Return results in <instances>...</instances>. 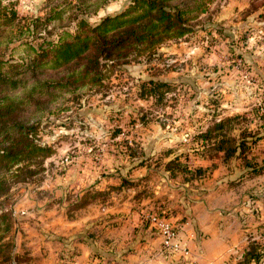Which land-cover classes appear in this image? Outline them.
Wrapping results in <instances>:
<instances>
[{
    "label": "rangeland",
    "instance_id": "374dc122",
    "mask_svg": "<svg viewBox=\"0 0 264 264\" xmlns=\"http://www.w3.org/2000/svg\"><path fill=\"white\" fill-rule=\"evenodd\" d=\"M78 2L0 0L20 18L0 26V74L14 81L0 128L31 125L29 139L44 148L0 160V264H142V255L164 264L149 260L158 242L145 214L164 212L179 226L183 197L213 164H264V0H209L186 35L117 63L96 84H65L82 66L57 65L52 52L33 73L11 67L61 32L69 40L77 18L93 25L130 0H100L94 11H77ZM230 117L220 134L241 151L226 157L212 132L201 134ZM169 160L211 166L168 171ZM143 241L152 248L141 255Z\"/></svg>",
    "mask_w": 264,
    "mask_h": 264
},
{
    "label": "trees",
    "instance_id": "16d2710c",
    "mask_svg": "<svg viewBox=\"0 0 264 264\" xmlns=\"http://www.w3.org/2000/svg\"><path fill=\"white\" fill-rule=\"evenodd\" d=\"M74 8L79 10L94 11L98 7L100 0H78ZM209 0H130V3L119 13L102 17L97 23L90 25L83 18H77L75 29L69 40H65L61 32L58 35V42L46 44L44 41L37 44L33 57L25 64H14L11 67H22L25 71L33 73L38 70L42 63L40 58L48 52L56 54V64L61 59L66 64H78L82 68L75 71L76 75L68 74L69 78L63 80L65 84L86 79L92 83H98L104 77L105 72L112 70L119 62L135 59L143 53H148L155 49L157 45L166 39H179L191 31L190 21L194 15L205 10ZM105 2V0H101ZM71 6V5H70ZM58 14V13H57ZM16 11L12 7L0 4V26L10 25L19 20ZM25 28L28 33L33 31L36 34V24L34 21L26 23ZM5 35V33H4ZM2 35L0 36V39ZM44 44V45H43ZM84 60V62H82ZM0 64L2 61L0 60ZM10 76L6 73L0 74V117L5 116L9 109L4 105L5 87H14V81H10ZM16 82V81H15ZM36 87L41 88L43 81H38ZM164 86V84H157ZM35 87V86H34ZM35 88L34 90H36ZM33 90V91H34ZM39 90V89H38ZM32 91V92H33ZM33 94V93H32ZM32 94L30 97L33 98ZM16 106V104H15ZM234 117L218 121L213 127L201 134L205 138L207 133H213V140H216L215 150L222 152L224 156H232L236 149H240L239 143L234 145H224L225 134H220L223 129V122H231ZM6 138L5 146L0 148V160H13L22 153L35 154L37 151L44 150L29 139L33 134L32 126H25L22 123H10L0 128V135ZM231 140V139H230ZM228 142H230L228 140ZM21 146V147H18ZM241 153V152H239ZM248 172L259 174L264 169V164H243ZM168 171H179L191 173L197 171L201 173L202 168L189 169L188 165L182 164L177 160H169L165 164ZM264 256V244L258 241H250L246 250L243 252L238 264H256Z\"/></svg>",
    "mask_w": 264,
    "mask_h": 264
},
{
    "label": "crops",
    "instance_id": "0c3cea01",
    "mask_svg": "<svg viewBox=\"0 0 264 264\" xmlns=\"http://www.w3.org/2000/svg\"><path fill=\"white\" fill-rule=\"evenodd\" d=\"M187 165L191 170L211 166ZM232 165L213 164L206 176L198 175V179H194L193 183L198 181V185L189 188L187 198L183 197L179 215L184 218L178 232L188 248V256L179 259L163 256L157 246V253L150 256V261L156 257L164 264H238L247 244L258 241L256 238L263 230L255 227L264 224V169L255 175L243 164ZM154 241L157 244V235ZM140 244L143 245L141 255L146 254L144 249L152 248L147 242ZM130 256L126 252L119 258L129 259ZM147 258L142 255L139 261L144 259V264ZM119 262L126 264L123 260Z\"/></svg>",
    "mask_w": 264,
    "mask_h": 264
},
{
    "label": "built area",
    "instance_id": "2783aa9c",
    "mask_svg": "<svg viewBox=\"0 0 264 264\" xmlns=\"http://www.w3.org/2000/svg\"><path fill=\"white\" fill-rule=\"evenodd\" d=\"M144 219L147 221V228L158 237L160 255L178 259L188 256V248L178 232V225L175 220L164 212L146 213ZM256 264H264V256Z\"/></svg>",
    "mask_w": 264,
    "mask_h": 264
}]
</instances>
